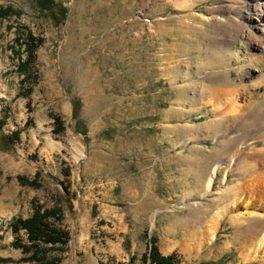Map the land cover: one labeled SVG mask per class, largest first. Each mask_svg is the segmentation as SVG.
<instances>
[{
  "label": "rangeland",
  "instance_id": "rangeland-1",
  "mask_svg": "<svg viewBox=\"0 0 264 264\" xmlns=\"http://www.w3.org/2000/svg\"><path fill=\"white\" fill-rule=\"evenodd\" d=\"M230 1L0 0V264L29 263L10 225L35 204L61 210L59 264H149L150 237L174 264H246L234 224L245 207L213 232L211 214L232 197H198L216 163V178H238L228 156L254 132L217 119L198 78L224 63L207 64L213 48L230 73L247 62L243 37L228 41L232 18L238 34L264 25ZM256 75L243 79V105L264 99Z\"/></svg>",
  "mask_w": 264,
  "mask_h": 264
},
{
  "label": "bare ground",
  "instance_id": "bare-ground-1",
  "mask_svg": "<svg viewBox=\"0 0 264 264\" xmlns=\"http://www.w3.org/2000/svg\"><path fill=\"white\" fill-rule=\"evenodd\" d=\"M183 3L185 4V1ZM250 3V0H231L228 7L234 13L238 12L240 8L241 10L246 8L249 10L246 15L247 19L252 18V13L257 14L256 16L264 17L262 15L264 14V0H255V4ZM232 19L234 21H229V29L232 30V33L228 41L235 43L239 36L243 37L242 42L247 54V64L242 65L239 68L240 70L235 69L230 73V67L224 66L228 65V60L226 61L228 56H226L225 51L219 48H213L212 52H207V64L212 65L216 63L217 66V62L223 60L224 65L222 64L223 66L220 65L212 71L201 72L198 78H206L209 83L208 86L210 85L213 88L212 92L214 94L210 99L213 105L211 111L217 119L227 117L228 120L234 121L237 118H242L244 121L242 124L245 128L244 131L251 132L253 130L254 132L248 141L244 140L228 156V159L231 161L233 159V161L236 160L235 162H237L236 168L231 169V172L235 173L238 178L232 182L216 178L220 165V163H216L213 165L210 176L204 184V192L200 193L198 197H203V195L210 192L217 193L218 196L232 197L231 200L227 201L211 214L213 232H215L216 225L224 220L227 215L238 209L240 205L245 207L243 213L236 214L237 221L234 224L236 223L237 235L241 241L240 246L244 250L242 257L245 263L248 264L264 252V202L257 204L251 196L247 195L249 192L251 194L255 189L264 192V99L252 102L246 98L244 105L238 99L240 95L248 91L246 90L247 86L243 84L244 78L253 79L255 78V74H257V79L261 82L264 81V25L259 28L258 33L249 32L248 30L247 32L242 31L240 32L241 34H238L244 25V21L240 18ZM231 83H235L234 85L237 88H226L231 86ZM252 83L249 82V85ZM221 85L225 89L220 88ZM218 86H220L219 89L217 88ZM250 105L254 109H251ZM248 107L249 110L247 109ZM256 112L258 113L257 116L255 115ZM234 136H236V133H234ZM49 144L55 145L54 142H50ZM226 173L224 178L227 176ZM208 210L210 211V208Z\"/></svg>",
  "mask_w": 264,
  "mask_h": 264
},
{
  "label": "trees",
  "instance_id": "trees-1",
  "mask_svg": "<svg viewBox=\"0 0 264 264\" xmlns=\"http://www.w3.org/2000/svg\"><path fill=\"white\" fill-rule=\"evenodd\" d=\"M32 40V34L28 33L24 43L27 48L28 63L32 61L34 56L31 47L34 46ZM73 108V113L75 114L76 107L74 106ZM26 182L33 183V181L28 180ZM63 188L65 189L64 186ZM61 218L62 215L59 207H42L35 204L32 207L30 215L25 218H16L11 223L12 232L17 233L23 229L26 234L27 242L15 238L12 244L21 248L27 254L24 260H27L29 262L28 264H59L60 257L52 255L51 250L58 248L56 247L58 244H66L68 240V232L62 227ZM155 241L156 239L154 237H150L151 244L149 252L145 256L146 259H149V264H174L176 262L175 253L162 255ZM3 260L4 258L0 256V261ZM205 264H211V262Z\"/></svg>",
  "mask_w": 264,
  "mask_h": 264
}]
</instances>
